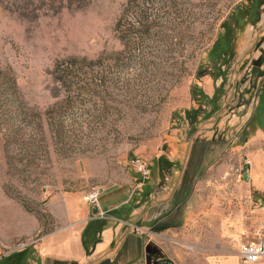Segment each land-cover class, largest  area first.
<instances>
[{
	"label": "rangeland",
	"instance_id": "1",
	"mask_svg": "<svg viewBox=\"0 0 264 264\" xmlns=\"http://www.w3.org/2000/svg\"><path fill=\"white\" fill-rule=\"evenodd\" d=\"M258 131L264 0H0V256L30 258L93 192L142 235L133 206Z\"/></svg>",
	"mask_w": 264,
	"mask_h": 264
},
{
	"label": "crops",
	"instance_id": "2",
	"mask_svg": "<svg viewBox=\"0 0 264 264\" xmlns=\"http://www.w3.org/2000/svg\"><path fill=\"white\" fill-rule=\"evenodd\" d=\"M262 142L264 132L258 131L233 149L223 148L214 165L197 172L202 175L195 183L177 186L180 195L171 198L170 205L152 211L151 204L143 217L133 206L131 221L145 231L142 235L122 231L120 213L127 212L130 204L127 208H119V201L101 205L102 193L95 206L86 198H66L64 227L31 247L30 258L16 264H140L148 247L158 249L172 264H246L239 259V244L254 239L264 226ZM241 155L242 166L237 162ZM135 201L137 204V198ZM93 220L99 225L85 245L83 232ZM250 264H264V257Z\"/></svg>",
	"mask_w": 264,
	"mask_h": 264
},
{
	"label": "built area",
	"instance_id": "3",
	"mask_svg": "<svg viewBox=\"0 0 264 264\" xmlns=\"http://www.w3.org/2000/svg\"><path fill=\"white\" fill-rule=\"evenodd\" d=\"M142 166L139 167L140 171H143ZM99 192L90 193L86 197V201L91 205H97V199ZM259 235L253 240L242 242L239 245V256L242 263L250 264L257 263L262 257H264V226L260 228Z\"/></svg>",
	"mask_w": 264,
	"mask_h": 264
},
{
	"label": "trees",
	"instance_id": "4",
	"mask_svg": "<svg viewBox=\"0 0 264 264\" xmlns=\"http://www.w3.org/2000/svg\"><path fill=\"white\" fill-rule=\"evenodd\" d=\"M99 225V221H91L88 223L85 231L83 232V244L87 245L88 241H89V237H90V233L91 231L93 232L94 229ZM17 255V254H16ZM16 255H12V256H8V257H2L0 258V264H16L18 261H20V259H22L23 257H21L22 254H18V256Z\"/></svg>",
	"mask_w": 264,
	"mask_h": 264
},
{
	"label": "flooded vegetation",
	"instance_id": "5",
	"mask_svg": "<svg viewBox=\"0 0 264 264\" xmlns=\"http://www.w3.org/2000/svg\"><path fill=\"white\" fill-rule=\"evenodd\" d=\"M148 254L146 255L149 260L150 264H172L169 262L164 255L155 247H148ZM146 256H144L145 264H146Z\"/></svg>",
	"mask_w": 264,
	"mask_h": 264
},
{
	"label": "water",
	"instance_id": "6",
	"mask_svg": "<svg viewBox=\"0 0 264 264\" xmlns=\"http://www.w3.org/2000/svg\"><path fill=\"white\" fill-rule=\"evenodd\" d=\"M145 252H146V255H147V254H148V250L146 249ZM146 260H147V261H146V264H150V260H149V258H148L147 256H146Z\"/></svg>",
	"mask_w": 264,
	"mask_h": 264
}]
</instances>
